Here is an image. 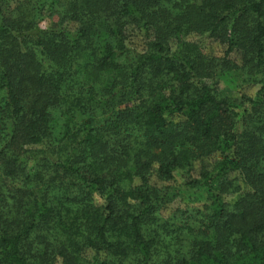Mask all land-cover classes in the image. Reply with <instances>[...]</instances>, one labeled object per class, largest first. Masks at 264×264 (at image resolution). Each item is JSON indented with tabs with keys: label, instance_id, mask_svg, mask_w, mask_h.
<instances>
[{
	"label": "trees",
	"instance_id": "obj_1",
	"mask_svg": "<svg viewBox=\"0 0 264 264\" xmlns=\"http://www.w3.org/2000/svg\"><path fill=\"white\" fill-rule=\"evenodd\" d=\"M0 264H264V0H0Z\"/></svg>",
	"mask_w": 264,
	"mask_h": 264
},
{
	"label": "rangeland",
	"instance_id": "obj_2",
	"mask_svg": "<svg viewBox=\"0 0 264 264\" xmlns=\"http://www.w3.org/2000/svg\"><path fill=\"white\" fill-rule=\"evenodd\" d=\"M53 21L48 19L44 22L43 27H48L49 24L53 23ZM189 40L199 43L208 55L217 57L224 56L225 47L210 39L191 37ZM142 44V37H137L133 40L132 48L141 49ZM231 59L235 60L240 65V57L238 55H232ZM217 82L218 88L228 92V94L234 99L240 98L242 95L254 96L256 92L255 87H250L249 85L245 84L242 74L238 70L232 73L221 75ZM207 163H211V161H208ZM200 166L201 164L199 162L195 164V171L193 172L194 176L199 174ZM155 185L160 187H169L171 189V194L176 196L174 202L170 206V211H168V213L171 212V210H175L177 208L185 210L187 208L198 207L207 203L205 192H191L185 189L183 186V179L180 175H177L175 180L172 182L161 183L157 181Z\"/></svg>",
	"mask_w": 264,
	"mask_h": 264
}]
</instances>
